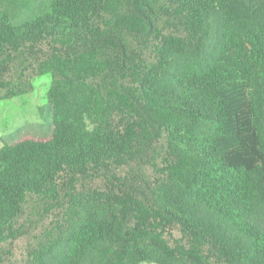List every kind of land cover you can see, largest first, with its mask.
Returning a JSON list of instances; mask_svg holds the SVG:
<instances>
[{
    "label": "trees",
    "instance_id": "16d2710c",
    "mask_svg": "<svg viewBox=\"0 0 264 264\" xmlns=\"http://www.w3.org/2000/svg\"><path fill=\"white\" fill-rule=\"evenodd\" d=\"M45 75L0 264H264V0H0V101Z\"/></svg>",
    "mask_w": 264,
    "mask_h": 264
},
{
    "label": "rangeland",
    "instance_id": "374dc122",
    "mask_svg": "<svg viewBox=\"0 0 264 264\" xmlns=\"http://www.w3.org/2000/svg\"><path fill=\"white\" fill-rule=\"evenodd\" d=\"M51 84V75L38 77L33 81L34 89L31 93L0 101V148L3 140L13 136L18 129L42 122L41 108L47 103Z\"/></svg>",
    "mask_w": 264,
    "mask_h": 264
}]
</instances>
